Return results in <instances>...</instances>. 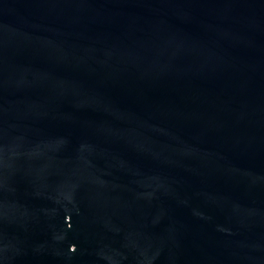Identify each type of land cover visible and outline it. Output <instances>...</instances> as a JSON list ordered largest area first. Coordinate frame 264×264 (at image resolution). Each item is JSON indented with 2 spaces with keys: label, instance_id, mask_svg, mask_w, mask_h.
<instances>
[{
  "label": "water",
  "instance_id": "95a60500",
  "mask_svg": "<svg viewBox=\"0 0 264 264\" xmlns=\"http://www.w3.org/2000/svg\"><path fill=\"white\" fill-rule=\"evenodd\" d=\"M0 264H264V0H0Z\"/></svg>",
  "mask_w": 264,
  "mask_h": 264
}]
</instances>
